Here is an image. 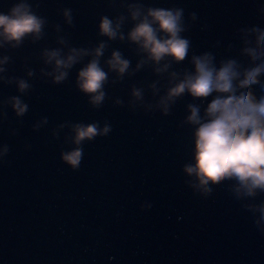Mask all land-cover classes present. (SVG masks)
Instances as JSON below:
<instances>
[{"label":"water","instance_id":"water-1","mask_svg":"<svg viewBox=\"0 0 264 264\" xmlns=\"http://www.w3.org/2000/svg\"><path fill=\"white\" fill-rule=\"evenodd\" d=\"M18 2L0 0V12ZM27 3L45 21L41 33L0 47V58L7 57L0 65V148H7L0 156V264H264V225L256 224L260 214L250 207L264 203V190L238 195L234 179L214 180L210 189L201 176L183 171L194 160L187 106L199 105L202 113L215 94L201 102L185 92L167 112L160 105L170 73L191 71V55L207 52L217 65L234 56L245 67L260 62L250 49L264 48V0ZM137 3L183 9L181 35L190 41L183 61L154 65L127 39L133 24L128 5ZM102 15L124 16L123 40L99 34ZM101 42L107 79L104 98L93 107L76 86L91 56L54 83L44 52H91ZM113 51L129 62L122 75L105 63ZM165 62L169 67L156 72ZM21 79L29 85L24 92L17 87ZM251 87L264 94L259 85ZM13 96L27 105L22 115L8 102ZM93 123L109 131L81 141L73 168L62 159L76 147L73 127Z\"/></svg>","mask_w":264,"mask_h":264},{"label":"clouds","instance_id":"clouds-1","mask_svg":"<svg viewBox=\"0 0 264 264\" xmlns=\"http://www.w3.org/2000/svg\"><path fill=\"white\" fill-rule=\"evenodd\" d=\"M129 18L133 22L127 33V39L135 43L154 65L161 61L180 62L189 52L190 41L181 35L185 31L183 9L179 7H147L142 4L128 5ZM195 18V14H191ZM67 23H71L69 10L64 11ZM124 16L115 20L107 15L99 18L97 25L101 36L109 40L124 39L119 32ZM45 21L30 10L27 0H19L7 12H0V47L10 43L16 47L26 37L36 38L41 33ZM264 29V25H259ZM264 38V33H262ZM105 43H99L91 52L84 49H69L62 55L59 49L44 52L45 63L53 65V82L59 83L65 79L68 70L77 64L85 55L91 56L76 75L77 88L88 96L93 107L99 106L104 98L103 85L107 73L100 64ZM251 51L260 60L258 64L245 67V62L239 56L227 61L214 63L213 56L207 52L201 55H191V71L187 69L182 77L178 73H170L166 94L161 97L160 105L167 112L168 104L175 98L187 92L192 98H204L215 94L200 111L199 105L189 104V114L186 122L193 125L192 152L194 160L186 164L183 171L187 174H198L203 178V184L214 189V180L234 179L237 182V194L254 195L257 189L264 190V94L256 95L252 85H259L264 90V48L253 46ZM7 57L0 58V65ZM110 71L122 75L128 68V60L121 57L119 51H113L105 61ZM143 63V61H141ZM140 64H137V68ZM169 67L165 62L155 69L163 72ZM0 72L3 68L0 67ZM31 75V72L28 73ZM18 91L24 92L29 85L24 80L17 81ZM133 96L140 97L138 89L133 90ZM17 115H22L27 105L17 96L8 101ZM109 131L105 125L98 129L95 123L90 125L76 124L73 127L74 149L62 153V159L73 168L78 166L81 158L79 145L84 139L91 140L97 134L104 135ZM7 148H0V156ZM253 211L259 212L257 225H264V203L250 205ZM264 231V227L261 229Z\"/></svg>","mask_w":264,"mask_h":264}]
</instances>
